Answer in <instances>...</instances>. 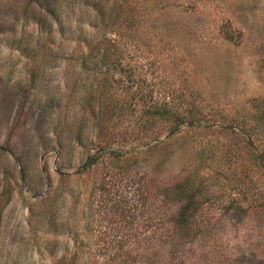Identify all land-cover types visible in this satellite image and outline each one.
I'll return each mask as SVG.
<instances>
[{
  "label": "rangeland",
  "instance_id": "rangeland-1",
  "mask_svg": "<svg viewBox=\"0 0 264 264\" xmlns=\"http://www.w3.org/2000/svg\"><path fill=\"white\" fill-rule=\"evenodd\" d=\"M27 1L38 7L0 0V264H114L107 256L121 250L152 264L157 197L168 194L162 203L174 213L181 201L170 189L187 179L207 192L189 217L185 249L196 260L187 264H264V174L217 127L234 117L249 130L264 112V0H127L130 24L122 12L105 32L131 42L121 62L132 78L104 66L84 72L103 47L82 44L103 32L87 24L91 12L60 6L63 30L53 21L52 36L24 12ZM164 88L212 125L153 151L146 143L164 139L169 123L151 117L143 127L141 108ZM127 98L133 113L108 111Z\"/></svg>",
  "mask_w": 264,
  "mask_h": 264
},
{
  "label": "trees",
  "instance_id": "trees-1",
  "mask_svg": "<svg viewBox=\"0 0 264 264\" xmlns=\"http://www.w3.org/2000/svg\"><path fill=\"white\" fill-rule=\"evenodd\" d=\"M32 2L37 3L38 7L34 8V5L27 1V5H25L23 8L24 12L26 14L35 16L38 21L41 20L44 24V27L46 25L47 33L52 36L54 34L53 21H57L59 27L61 28V30H63V26L61 25L63 21L61 19L62 15L59 14L60 6L66 5L65 8L67 9L72 5L73 7L77 6L81 10V13L91 12L92 18H89L87 24L89 26H93V29H96L97 31L99 30V28H102L103 32L101 33V36L98 37V39L89 38L88 40H83L82 44L86 45V47H91L89 51H91L96 46V44H100L103 47L102 51L100 50L101 55L99 65H97L95 55H93L92 53L85 54L84 63L89 64L88 62L90 61H88V58L93 55L92 58H94V66L91 68L90 66L85 67L84 72L88 74H95L96 71L99 70L98 73L100 74L101 67L104 66V73L108 72L109 70H118L119 73L129 71V73H125V75L128 78H132V76L134 75V71H132L131 69L132 67H124L121 62V59L123 57L122 53L126 49H128L127 47L129 44H131V42H126L125 39L127 37L121 38L122 41H120V38L108 37L105 32L106 25H109L108 20L110 18H113V20H117L120 18V14L122 12H125V8L130 10L127 0H32ZM106 4L108 5L107 8L105 6ZM110 5L111 11H109ZM38 9H43L44 12L41 11V13H39L40 11L38 12ZM105 17H107V19ZM131 18L132 17L130 16V14L128 12H125L120 20L121 22L125 21V24H130L129 22L131 21ZM80 37L81 35H79L77 39H79ZM95 53L98 54L99 52ZM113 53L117 56L109 60L110 55H112ZM67 57L72 56L69 54ZM137 84L139 85L140 82H138ZM126 87V90L128 92L129 88L128 86ZM139 87H141V99H144L147 95H150L151 97L152 92H154L152 87H150L149 89H143L142 86ZM159 92L161 93L160 98H158L159 103L149 104L146 102L141 108L144 113L148 114V117L144 121L143 127L146 122L153 121L149 120L151 117L159 118L161 119V121H168L169 123L168 133L166 134V137L164 139L156 138L154 142L150 144V146L149 142L146 143L148 144L147 148L149 147L150 150L155 151L163 147L168 148V146L171 145V143L169 142L171 140H174L173 142L177 140L185 142L188 137V132H192V130L198 129L200 127L207 128L212 125L202 122L201 117L198 116L200 112L194 107V105H190L189 108H185V110L182 109L181 105L184 104V102H180L179 95H176L174 90L164 88ZM118 103L119 101L116 100L115 102L111 101V103L109 104L108 111H110L111 114L117 113L116 110L124 111L126 109L129 112L132 111L133 113L136 107V104H133L132 100L129 99L126 101L123 100V104H121L120 106L117 105ZM257 105H261L264 108V101L259 99ZM233 118L234 117H232V121L224 124L220 123L217 127H219L222 132L230 134L233 139L239 141V143L243 146L244 151L248 152V158L250 162L254 164L255 169L257 171H262L264 174V112H260L259 115L251 118L254 121V124L249 127V130H244V128H242L238 124L233 123L235 120ZM239 118L238 120H240L241 123L245 121L244 117L241 116V118ZM169 152H172V148L167 153H165V155H167ZM163 160L164 159H161L159 161L160 165L164 162ZM94 162H96V156L94 154H91L86 160L85 167L92 165ZM170 190L172 193H178V197L180 198L181 202L175 212L170 213L168 211V208L164 207L165 205L162 203V201H165V199L169 195L166 194V198L157 197V200L160 203V219L163 218V220H161L158 224L159 226H157L160 231V233H158L160 234L158 236V255L153 256L154 262H152V264H175L172 262L175 252V256H177L178 259L177 264H187L188 262L191 263L189 259L191 257L196 260V258H194L193 256L188 257L186 255V242L187 238L189 237L188 223L189 217H192L201 207L200 204L203 201L202 199H205L207 192L204 189L203 185L198 186L194 183V180L190 181L188 179L185 180L184 183H177L175 186L171 187ZM256 205H264V199L257 201ZM177 238H180L181 242H179ZM144 243L145 246L148 245L147 242ZM178 253L180 254L179 257L177 255ZM103 259L104 263H106V257H104ZM107 259L111 261L117 260V262H115L114 264H135L136 261L139 263L142 260L149 262L151 260V257H148L147 255H138V258H134L130 257V255L125 254L123 250H121L114 252L112 255H108ZM99 263L101 262H96L94 264Z\"/></svg>",
  "mask_w": 264,
  "mask_h": 264
}]
</instances>
